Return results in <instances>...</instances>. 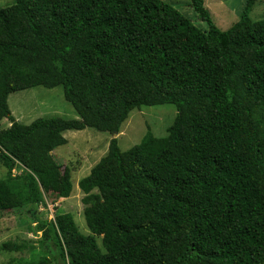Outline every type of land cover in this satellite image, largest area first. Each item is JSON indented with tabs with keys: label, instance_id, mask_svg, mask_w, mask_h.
<instances>
[{
	"label": "trees",
	"instance_id": "obj_1",
	"mask_svg": "<svg viewBox=\"0 0 264 264\" xmlns=\"http://www.w3.org/2000/svg\"><path fill=\"white\" fill-rule=\"evenodd\" d=\"M245 0L202 29L164 0H15L0 7V213L68 197L67 130L119 134L134 109L172 104L167 135L118 137L82 177L83 234L71 213L39 220L58 264H264V18ZM61 85L79 118L17 120L15 91ZM21 170L13 173L14 169ZM101 236L102 247L96 237ZM11 241L1 249L21 250ZM51 259L22 264H49Z\"/></svg>",
	"mask_w": 264,
	"mask_h": 264
},
{
	"label": "rangeland",
	"instance_id": "obj_2",
	"mask_svg": "<svg viewBox=\"0 0 264 264\" xmlns=\"http://www.w3.org/2000/svg\"><path fill=\"white\" fill-rule=\"evenodd\" d=\"M174 5L186 17H189L202 29H208L205 21L191 5L192 0H164ZM205 6L213 16L214 23L222 30L228 29L239 20L245 0H204ZM15 0H0V7L13 5ZM251 18L258 21L264 18V0H257L251 12ZM8 104L12 115L24 124H29L38 117L61 116L68 119L79 118L72 104L64 97L61 85L45 87L38 85L11 93ZM177 109L172 104L142 106L134 109L123 123L121 132L113 136L106 131L94 128L83 130H67L63 135L68 139L64 145L54 149V155L63 165L73 168V190L68 197L51 196L36 205H27L20 210H10L0 213V264H22L23 262H38L41 258L51 259L49 264H58L53 255L44 250L40 244L43 230L38 229L39 220L52 221L55 215L71 213L83 234H90L84 216L85 205L82 202L83 191L79 181L87 176L91 168L108 152L110 140L118 137L119 146L124 151L139 143L148 131L156 137L167 135V128L172 125ZM11 124L5 117L0 121V129ZM21 170L14 169L13 173ZM7 175V168L0 164V177ZM98 244L102 245L101 236H97ZM7 241L22 244L21 250L1 249ZM102 247V246H101Z\"/></svg>",
	"mask_w": 264,
	"mask_h": 264
}]
</instances>
